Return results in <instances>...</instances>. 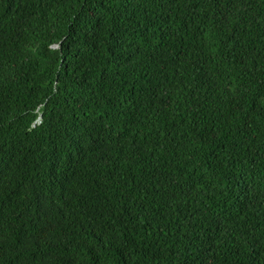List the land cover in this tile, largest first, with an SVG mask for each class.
Wrapping results in <instances>:
<instances>
[{"label":"trees","instance_id":"trees-1","mask_svg":"<svg viewBox=\"0 0 264 264\" xmlns=\"http://www.w3.org/2000/svg\"><path fill=\"white\" fill-rule=\"evenodd\" d=\"M0 264H264V0H0Z\"/></svg>","mask_w":264,"mask_h":264},{"label":"clouds","instance_id":"clouds-1","mask_svg":"<svg viewBox=\"0 0 264 264\" xmlns=\"http://www.w3.org/2000/svg\"><path fill=\"white\" fill-rule=\"evenodd\" d=\"M37 121V120H36Z\"/></svg>","mask_w":264,"mask_h":264}]
</instances>
